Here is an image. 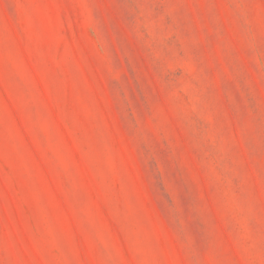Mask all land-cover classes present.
I'll use <instances>...</instances> for the list:
<instances>
[{
	"label": "rangeland",
	"instance_id": "374dc122",
	"mask_svg": "<svg viewBox=\"0 0 264 264\" xmlns=\"http://www.w3.org/2000/svg\"><path fill=\"white\" fill-rule=\"evenodd\" d=\"M0 264H264V0H0Z\"/></svg>",
	"mask_w": 264,
	"mask_h": 264
}]
</instances>
